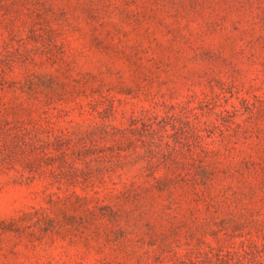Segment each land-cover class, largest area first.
<instances>
[{"label": "rangeland", "instance_id": "1", "mask_svg": "<svg viewBox=\"0 0 264 264\" xmlns=\"http://www.w3.org/2000/svg\"><path fill=\"white\" fill-rule=\"evenodd\" d=\"M0 264H264V0H0Z\"/></svg>", "mask_w": 264, "mask_h": 264}]
</instances>
